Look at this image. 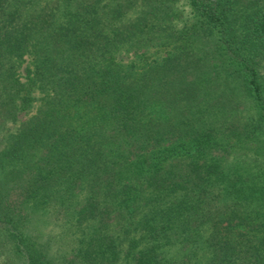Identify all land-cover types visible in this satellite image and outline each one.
<instances>
[{"label": "trees", "instance_id": "16d2710c", "mask_svg": "<svg viewBox=\"0 0 264 264\" xmlns=\"http://www.w3.org/2000/svg\"><path fill=\"white\" fill-rule=\"evenodd\" d=\"M177 1L0 0V264H75L35 216L101 229L127 212L131 264H264V183L229 160L255 141L264 156V0H188L179 34ZM164 38L160 61L117 59ZM230 78L243 98L218 93ZM90 232L74 257L111 264L121 237Z\"/></svg>", "mask_w": 264, "mask_h": 264}, {"label": "rangeland", "instance_id": "374dc122", "mask_svg": "<svg viewBox=\"0 0 264 264\" xmlns=\"http://www.w3.org/2000/svg\"><path fill=\"white\" fill-rule=\"evenodd\" d=\"M175 8L179 11L180 17L173 21V23L171 24V30L176 34H179L182 31H185L187 27H189L195 21V18L191 13L188 0H178L175 3ZM174 44V41H168L164 38L153 43L151 46L149 45L147 48H139V46L137 45L138 48L136 47L128 50H121L117 54V59L127 65L133 66L137 62H139V59H141V54L143 57H146L148 61H160L173 52ZM196 45L198 46L199 44ZM227 81V84H222L224 83L222 80L218 81V84H220L218 93L227 92V94L231 97L237 99L243 98L244 96L242 92L240 93L238 82L231 78ZM33 98H35V101L33 102V106L29 111V115L33 114L36 111L39 105L40 94L35 92L33 94ZM244 102L245 103L243 105V108L240 109L241 112L239 116L242 121H246V117L249 115L250 117L254 116V112H252V104H250L248 100L247 102ZM250 150L255 151L259 156L256 157L255 154H253V152H251ZM261 152L262 145L255 141L251 144V148H245V151L243 150L241 153L239 151L240 154H237L233 157L231 156L229 160L232 166H235L236 168H238L239 166L241 167V169L238 171L239 173L244 174L246 172H249L251 175L257 176V181L262 184L264 183V156H262L263 154ZM238 157L239 162L237 159ZM261 204L263 206L262 208H264V201ZM259 208H261V206ZM114 215L109 221L106 222V225L101 228L103 229V233H106L108 235L120 236L122 240L121 248H119L118 250V256L115 260H113L111 264H131V255H129L127 251L131 246V241L133 240V244L135 242V250H138L140 248L138 240L140 232L139 225L136 222L137 218H134V214H132L131 212H127V215L124 216L123 214L121 217L119 216L117 218L114 217ZM30 226L36 228L44 238H46L52 245H54L55 253L59 260L68 263L67 260L71 261L72 259H74L75 264H84L83 261L81 263H78L81 258L74 257V254L79 248V240L87 238L89 233H91L90 231H92V228L96 229V232L101 231V229H98V224L94 223L93 221H90L80 227L76 226L75 224H40V221L37 220L36 216L33 217ZM171 249L172 255L176 254L174 257L177 258L179 257V254L182 256L183 253L186 252V248L184 247V249H181L180 244L171 246ZM242 258L243 259L236 261L235 264H247L244 256ZM6 264L17 263H12L11 261H9Z\"/></svg>", "mask_w": 264, "mask_h": 264}]
</instances>
